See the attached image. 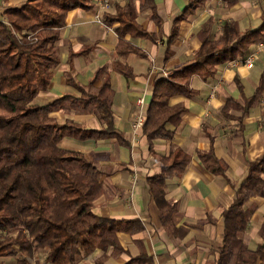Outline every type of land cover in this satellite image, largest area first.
I'll use <instances>...</instances> for the list:
<instances>
[{
	"label": "trees",
	"instance_id": "1",
	"mask_svg": "<svg viewBox=\"0 0 264 264\" xmlns=\"http://www.w3.org/2000/svg\"><path fill=\"white\" fill-rule=\"evenodd\" d=\"M210 1L190 0L175 18L168 42L178 38L181 21L195 15ZM219 1L229 7L240 2ZM118 2H115V13H103L107 25L118 23L115 26L120 37L117 54L146 56L126 36L154 41L157 35L137 21L133 2L123 5ZM94 3V0H26L20 6L5 8L0 14V258L16 257L15 264H31L42 253L44 261L50 264H77L97 250L102 254L97 256L96 264H106L109 249L112 248L113 255L126 251L119 232L134 234L145 228L140 218L126 220L98 214L95 203L107 188L101 169L83 152L62 145L66 137L109 139L123 146L130 145L115 126L109 80L105 79L95 93L83 90L80 96L66 94L50 102H35L37 95L49 88L53 69L59 63L56 43L67 13L78 7L92 8ZM140 8L150 9L154 19H159L154 0H142ZM260 18L257 27L245 30H241L237 20L224 21L217 35L213 34L210 18L199 31L200 45L194 53V62L172 70L155 82L142 126L152 153H156L155 139L171 141L174 138L187 109L182 104H171V98L196 95L198 91L191 85L194 76L212 80L220 66L245 59L252 45L263 43L264 7ZM166 52L168 58V46ZM113 69L123 75H133L131 67L120 60L113 62ZM102 71L98 69L93 79ZM263 91L264 73L251 96H245L241 89V100L228 97L222 114L234 118L231 110L241 111L238 117L241 123ZM72 110L99 115L105 127L87 128L73 119L60 121L52 115L56 111ZM198 153L209 170L225 174L227 165L217 157L213 147ZM159 159L160 172L147 180L151 199L169 233H185L188 229L173 225L178 204L166 198V181L182 175L191 156L171 144L169 152ZM235 189L234 201L223 211L224 232L215 249L214 264H264V214L258 231L262 241L252 248L243 237L255 211L251 198L264 197V155L249 161L246 176ZM204 224L201 221L197 226ZM135 242L138 253L124 264H156L144 242L140 239ZM0 264L5 263L1 260Z\"/></svg>",
	"mask_w": 264,
	"mask_h": 264
},
{
	"label": "crops",
	"instance_id": "2",
	"mask_svg": "<svg viewBox=\"0 0 264 264\" xmlns=\"http://www.w3.org/2000/svg\"><path fill=\"white\" fill-rule=\"evenodd\" d=\"M25 1L0 0V14L5 8L20 6ZM128 1L136 6L137 21L157 35L154 41L126 36L147 55L129 53L121 57L116 51L120 40L115 29L118 23L107 25L103 14V22H97L95 5L89 9L75 8L67 13L56 43L59 63L53 69L49 88L41 91L37 97L46 103L66 94L80 96L83 90L95 93L105 79L111 84L115 126L130 145L123 146L109 139L79 140L66 137L62 141L64 147L83 152L103 173L106 193L97 199L95 211L117 219L140 218L145 225L144 230L134 234L119 232L120 242L126 251L113 255L112 248L109 249L106 264H124L131 255H136L138 246L135 241L139 239L154 256L156 264H214L215 249L221 243L224 232L223 211L234 201L235 185L246 176L249 161L264 155V91L241 123L238 118L242 115L241 111L232 109L231 114L235 117L227 118L221 109L228 97L241 100V89L245 96L254 93L264 73V47L259 49L253 67L249 68L241 59H235L220 66L212 80L204 81L194 76L191 85L197 89L196 95L173 96L171 104H182L187 109L171 141L155 139V154L150 151L142 127L137 130L133 128V119L140 109L146 118L154 84L165 77L166 71L171 73L194 62V53L200 45L199 31L210 18L213 19L215 35L227 20H237L241 30L261 23V10L250 0H240L232 7L212 0L195 15L181 21L178 38L169 43L174 20L190 0H154L158 20L154 19L150 9L140 8L142 0H122L118 4L123 5ZM115 4L107 12L115 13ZM258 44L252 45L249 52L255 51ZM167 46L170 50L168 58ZM116 60L128 64L133 75H123L113 69ZM100 68L104 71L94 80L93 76ZM140 97H144V105L138 104ZM52 115L60 121L73 119L87 128L105 127L97 114L72 110L56 111ZM171 144L181 147L191 156L186 171L166 181V198L178 204L173 225L188 229L178 235L169 233L162 224L160 210L151 199L147 181L149 176L160 172L159 156L167 154ZM211 147L227 165L225 174L212 172L200 159L198 151H207ZM251 202L255 205V211L243 237L250 247L255 248L262 241L258 231L264 214V197H253ZM201 221L205 224L198 227ZM101 254L97 250L77 264H96L95 260ZM1 260L5 264H15L16 257ZM31 264L50 263L38 255L31 260Z\"/></svg>",
	"mask_w": 264,
	"mask_h": 264
},
{
	"label": "built area",
	"instance_id": "3",
	"mask_svg": "<svg viewBox=\"0 0 264 264\" xmlns=\"http://www.w3.org/2000/svg\"><path fill=\"white\" fill-rule=\"evenodd\" d=\"M95 3V9H96V20L97 22L99 23H102L103 20L101 18V15L106 12L107 10L110 9V7L117 1H122V0H94ZM264 47V44L263 43H259L258 44V48L255 50V51H251L248 53V55L246 56L245 59L243 60H240V61H243L249 68L253 67L254 66V62H255V59L257 57V53L259 51L260 48ZM169 75V72H165V76H168ZM146 103L144 97H140L138 99V104L139 105H144ZM144 122H145V114L143 112V110H137L135 112V116H134V119H133V128L135 130L141 128L143 125H144Z\"/></svg>",
	"mask_w": 264,
	"mask_h": 264
},
{
	"label": "rangeland",
	"instance_id": "4",
	"mask_svg": "<svg viewBox=\"0 0 264 264\" xmlns=\"http://www.w3.org/2000/svg\"><path fill=\"white\" fill-rule=\"evenodd\" d=\"M252 3H253V5L256 7V8H258V9H260L261 11H262V8L264 7V0H250ZM260 24V22H258L257 24H253L251 27L252 28H254V27H257V25H259ZM217 34V33H216ZM215 34V35H216ZM42 100L40 99V97H36L35 98V102H38V103H44V101H42ZM43 254V253H42ZM42 254H40V256L42 255Z\"/></svg>",
	"mask_w": 264,
	"mask_h": 264
}]
</instances>
